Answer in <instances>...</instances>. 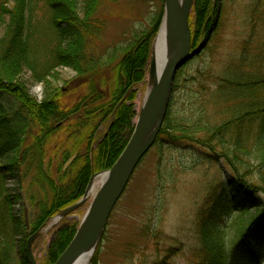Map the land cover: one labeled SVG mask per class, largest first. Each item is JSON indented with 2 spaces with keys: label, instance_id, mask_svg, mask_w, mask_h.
Masks as SVG:
<instances>
[{
  "label": "trees",
  "instance_id": "1",
  "mask_svg": "<svg viewBox=\"0 0 264 264\" xmlns=\"http://www.w3.org/2000/svg\"><path fill=\"white\" fill-rule=\"evenodd\" d=\"M79 1L43 0V12L49 19L50 33L47 43L43 45L39 32L32 25L37 12L34 0H3L0 3V26H4L0 37V160H7L8 167L5 170L13 173L14 167L17 170V166L30 157L31 162L25 164L27 177L35 174L36 170L33 185L40 188L47 185L54 194L49 209L45 208L43 202L39 203V207L35 203V219L31 222L30 230L24 228L26 237H22L18 244L24 264L28 261L27 239L41 230L53 216L77 203L94 173L112 169L127 147L129 142L122 140L121 133L125 127H131L130 120L134 113L127 103L133 97L130 98V94L127 96L114 119H111V115L127 93L147 77L151 37L161 20L159 16L153 30L144 33L138 44L122 55L124 59L113 69L116 74L115 87L108 103L81 113L83 109L79 108L80 105L69 107L64 102V90L53 88L48 98L37 103L21 83L20 77L25 69L37 75V69L41 67L50 76L55 68H70L80 80L87 83L92 80L90 88L93 95L97 94L95 80L91 78L99 68H103L94 53V43L101 33L99 11L103 0H85L81 10ZM214 6L215 0L194 2L193 49L203 43L213 29L211 15ZM43 57L46 60L44 68ZM245 66L247 68L242 66L243 71L240 72L244 76H230L218 82L219 86L214 91L203 88V92L207 91L209 96L207 106L202 109L192 110L189 115L174 119L170 118L171 109L168 110L155 145L160 150L169 149L174 139L188 142L186 144L197 157L192 169L201 163L203 166L225 160L231 172L229 184L218 180L208 189L204 208L197 216L200 242L205 251L200 264H264V78L245 75L246 69L254 71L256 65L254 67L249 63V66ZM43 80L42 77L38 78V81ZM4 97L11 99L15 105L7 104ZM252 100L255 102L251 103ZM237 102H240V108ZM230 113L231 116L225 119ZM219 116L225 120L219 122ZM214 117L216 123L211 122ZM98 119L112 121L108 134L93 151L96 145L93 125ZM60 123L61 126L57 127ZM35 130L37 134L33 136V142L23 149L28 133L33 134ZM69 140H76L79 144L62 154L63 161L78 153L73 166L80 162L82 165L73 171L70 179H66L67 174L60 176L58 184L51 175L52 163L46 169L43 155L48 146ZM83 146L86 155H82ZM157 173L159 182L166 181L168 172L161 162ZM1 205L0 238H3L5 216L13 224H17V219L12 214L13 202L9 196L6 197L5 205ZM231 207L236 212L255 213L249 226L243 229L239 227V232L236 228L234 235L227 236L215 224L223 222L221 216L224 210ZM6 209L8 214L5 213ZM210 228L213 229L212 235L207 236V229ZM77 232L70 228L59 233L58 240L51 245L46 264L59 261ZM9 257V246L0 241V264H9Z\"/></svg>",
  "mask_w": 264,
  "mask_h": 264
},
{
  "label": "rangeland",
  "instance_id": "2",
  "mask_svg": "<svg viewBox=\"0 0 264 264\" xmlns=\"http://www.w3.org/2000/svg\"><path fill=\"white\" fill-rule=\"evenodd\" d=\"M2 1L0 0V3ZM84 1H79V10L83 8ZM34 5H36L37 12L32 25L39 32V39L43 45L48 41L47 35H50L48 32L49 19L43 12V0H34ZM214 7L211 15L212 34L210 32L208 38L200 44L203 45L208 40L206 47L176 76L168 108L172 111L171 119L187 116L193 112L192 110H200L207 106V97L209 96L207 91H214L219 86L218 82L228 79L230 76H244L240 75V72L243 71L242 66L247 68L246 64L249 66L250 63L254 67L256 65V68L254 71L246 69L245 75L264 78V0H215ZM164 12L165 0H103L102 8L99 11V19L102 23L101 33L97 42L94 43L95 57L100 59L97 62L103 68H99L91 78L95 80L94 87L97 94L93 95L90 88L92 80H89L88 83L84 82L77 77L72 69L66 67L55 68L51 71L50 76L46 75L45 70L41 67L37 69V75L30 69H25L20 77L22 85L37 103L48 98V94L53 93L52 88L54 90L62 89L64 90L63 100L67 106L80 105L79 108L83 109L81 113L108 103L112 99L115 87L116 74L111 69L112 64L128 50H132L144 33L151 32L155 20L160 16V24L151 37L147 77L141 84L132 88L129 93V97H133V99L127 103V106L132 108L134 117L130 120L131 127H125L121 133L122 140L129 142L135 131L145 99L148 86L146 80L153 68V45L159 34ZM192 15L193 7L189 19L193 33ZM3 31L4 26L1 25L0 37ZM42 60L44 68L46 60L44 57ZM41 77L44 80L38 81V78ZM203 88L207 90L206 93L203 92ZM4 99L10 106L14 104L8 97H4ZM253 101L255 102L252 100L251 103ZM239 104L240 102H237L238 108L241 105ZM230 116L231 113L225 119ZM218 118L221 119L218 120L219 122L225 120L222 116ZM111 119L114 118L111 117ZM111 121L98 119L94 123V145H96L93 147V151L108 134ZM211 122H217L215 117L211 119ZM35 134H37V130L33 131V134L28 133L23 149L33 142ZM173 141L170 142L172 144L169 149L163 148L160 151L155 146L156 140L152 149L137 167L107 223L91 264H200L205 257V251L200 242L201 235L197 227V216L204 208L208 189L214 186L218 180L229 184L232 175L225 160L216 163L213 161L203 166L201 163L192 169V163L194 160L196 161L197 157L192 154V148L186 144L188 142L178 139ZM78 144L76 140H69L59 145L55 142L53 146L50 145L46 148L43 162L45 165L47 164L46 169L52 163L50 169L55 183L59 184L58 178L63 174H67L66 179H70L73 171L82 165L80 162L73 166L75 160L67 170H63L67 161H63L62 154L67 150H73ZM56 145L58 148L54 149ZM81 152L82 155H86L84 146L81 148ZM75 154L78 157V153ZM84 160L82 161L84 162ZM27 161L31 162L30 157L26 158L24 163L17 164V170L14 167L13 173H10L7 169L5 170L8 167L7 160H0V219L3 214V205L1 204L5 205L7 196L13 202L12 214L17 219V224H13L5 216V230L4 227L2 228L4 237L0 238L1 244L9 246V264H24L18 247L20 239L26 237L24 228L31 225L35 219L33 216L35 215L33 212L35 203L39 207V203L43 202L45 208L49 209L52 206L54 195L47 185L45 188L33 185L36 170L35 174L27 177L28 171L25 167ZM159 162L168 172L166 181H161L162 183L159 182L157 173ZM88 186L82 197L86 194ZM257 197L260 199V196ZM91 204L92 200L90 199L76 212L59 220L49 228L53 220L58 217L59 212L41 228L31 244L34 258L38 264L47 263L46 259L51 245L58 240L61 231L70 228L79 230ZM25 209L28 210V224L25 221ZM8 212L6 209L5 213L8 214ZM254 213L255 211L247 214L241 211L236 212L231 207V209L224 210L221 216L223 222H217L215 226L225 232L227 236H232L235 234L236 228L239 232L240 228L249 226L253 221ZM212 232V228L207 229V236L212 235ZM29 239H27V243ZM27 260V264H30L28 252Z\"/></svg>",
  "mask_w": 264,
  "mask_h": 264
},
{
  "label": "water",
  "instance_id": "3",
  "mask_svg": "<svg viewBox=\"0 0 264 264\" xmlns=\"http://www.w3.org/2000/svg\"><path fill=\"white\" fill-rule=\"evenodd\" d=\"M194 1L195 0H186L181 7L179 0H165V12L159 34L161 33L163 22L165 18H167L172 29L174 28L179 33L180 47L171 58L166 60L163 64L158 65L157 56L155 54V40L152 58L153 67L156 65L157 71L155 73L151 72L149 76L150 79L148 78L146 80L148 85L147 91L133 136L114 167L109 171L99 173L92 177L88 188L101 174L112 172L113 175L109 185L102 192L81 223L73 242L56 264H74L78 254L88 243L96 238L101 240L107 223L129 185L137 167L157 140L168 112L172 90L178 72L195 57L200 55L206 47L208 40L197 49H192V32L189 18ZM122 59L123 58L116 61L113 68L117 66ZM76 158L77 154L73 155L66 162L63 170H67ZM86 203L87 195L85 194L78 203L59 213V220L76 212ZM25 219L28 224L27 209H25ZM38 234L32 237L28 244L30 264H37L31 244Z\"/></svg>",
  "mask_w": 264,
  "mask_h": 264
},
{
  "label": "bare ground",
  "instance_id": "4",
  "mask_svg": "<svg viewBox=\"0 0 264 264\" xmlns=\"http://www.w3.org/2000/svg\"><path fill=\"white\" fill-rule=\"evenodd\" d=\"M185 1L186 0H179V4L181 7ZM179 47V33L174 28L172 29L170 22L167 18H165L161 33L156 39L155 44V54L157 56L158 65L163 64L166 60L171 58L178 51ZM156 71L157 66L155 65L152 69V72L155 73ZM112 176V172L101 174L93 181L91 186L88 188L86 192L87 201H89L90 199L92 200L90 209H92L93 205L96 203L102 192L107 188L112 179ZM58 220L59 217L55 218L49 228L55 225ZM99 244V238H96L90 243H88L78 254L74 264H91Z\"/></svg>",
  "mask_w": 264,
  "mask_h": 264
},
{
  "label": "flooded vegetation",
  "instance_id": "5",
  "mask_svg": "<svg viewBox=\"0 0 264 264\" xmlns=\"http://www.w3.org/2000/svg\"><path fill=\"white\" fill-rule=\"evenodd\" d=\"M192 48H193V45H192ZM131 91H129L128 93H127V95H126V97L117 105V107L114 109V111H113V113H112V115H111V117L112 118H115V116H116V114H117V112H118V110L120 109V107L122 106V104L125 102V99L127 98V96L129 95V93H130ZM57 127H60L61 126V123L60 124H58V125H56ZM50 143V142H49ZM95 174V173H94Z\"/></svg>",
  "mask_w": 264,
  "mask_h": 264
}]
</instances>
